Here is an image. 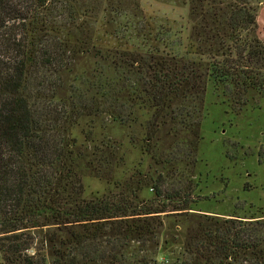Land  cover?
Segmentation results:
<instances>
[{"label":"trees","instance_id":"1","mask_svg":"<svg viewBox=\"0 0 264 264\" xmlns=\"http://www.w3.org/2000/svg\"><path fill=\"white\" fill-rule=\"evenodd\" d=\"M144 1L0 0L2 264H264V218L191 212L209 197L198 191L208 81L240 109L264 97L255 9L209 0L197 13L201 0H189L203 27L185 37ZM84 57L113 71L82 87L69 74ZM142 110L144 135L132 137L143 157L115 179L118 142L89 152L73 127L84 118L131 127ZM84 160L112 185L102 194L86 195Z\"/></svg>","mask_w":264,"mask_h":264},{"label":"rangeland","instance_id":"2","mask_svg":"<svg viewBox=\"0 0 264 264\" xmlns=\"http://www.w3.org/2000/svg\"><path fill=\"white\" fill-rule=\"evenodd\" d=\"M225 0L223 5L228 2ZM174 7L170 3L145 0L150 13L177 19L190 35L193 26L201 31L200 18H190L189 0ZM240 3V2H239ZM255 9L257 32L264 39V0H247ZM197 13H208L209 0L197 2ZM179 25V26H180ZM112 62H103L93 57L82 58L74 67L70 79L76 84L87 83L103 68L113 71ZM226 85L214 79L208 81L202 117L203 140L200 145L199 194L209 196L193 205L191 212L220 217L245 219L264 218V97H256L250 104L240 108L227 96ZM232 102V103H231ZM149 114L142 110L140 122L131 127L105 118H84L73 127V135L82 149L98 152L96 146L118 142L125 165L115 170V179L125 177L142 159L140 145L133 140L144 135V123ZM143 123V125H142ZM94 132V141H87V131ZM137 143V144H136ZM92 160L88 158V161ZM145 166L148 159L144 160ZM87 160L81 164L86 195L102 194L112 185L97 177L89 168ZM0 264H2L0 258Z\"/></svg>","mask_w":264,"mask_h":264}]
</instances>
